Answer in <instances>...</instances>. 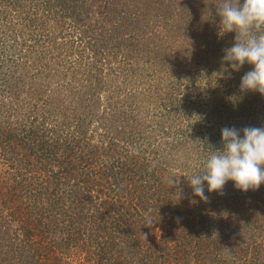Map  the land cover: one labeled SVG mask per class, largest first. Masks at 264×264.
Masks as SVG:
<instances>
[{
    "label": "trees",
    "instance_id": "16d2710c",
    "mask_svg": "<svg viewBox=\"0 0 264 264\" xmlns=\"http://www.w3.org/2000/svg\"><path fill=\"white\" fill-rule=\"evenodd\" d=\"M218 3L0 0V264H264V184L185 179L264 127Z\"/></svg>",
    "mask_w": 264,
    "mask_h": 264
},
{
    "label": "clouds",
    "instance_id": "9594fccd",
    "mask_svg": "<svg viewBox=\"0 0 264 264\" xmlns=\"http://www.w3.org/2000/svg\"><path fill=\"white\" fill-rule=\"evenodd\" d=\"M216 15L220 31L235 33L233 46L223 50L222 64L237 71L246 63L252 65L241 78L240 90L264 96V0H220ZM221 141L222 148L207 158L202 172L184 177L193 195L205 202L209 199L205 185L208 193L223 194L228 181L243 192L264 184V127H223ZM179 183L180 177L172 178L170 188ZM143 236L146 240L147 234Z\"/></svg>",
    "mask_w": 264,
    "mask_h": 264
},
{
    "label": "rangeland",
    "instance_id": "374dc122",
    "mask_svg": "<svg viewBox=\"0 0 264 264\" xmlns=\"http://www.w3.org/2000/svg\"><path fill=\"white\" fill-rule=\"evenodd\" d=\"M219 52H222V50L219 51ZM217 56H218V54H217ZM214 63H215V61H214ZM216 71H217V67H216V65H215L213 68H209V70H208L209 74H210V73H214V76L217 75Z\"/></svg>",
    "mask_w": 264,
    "mask_h": 264
}]
</instances>
